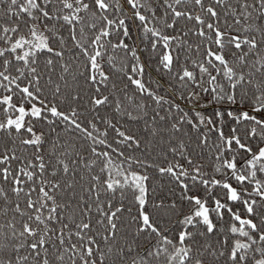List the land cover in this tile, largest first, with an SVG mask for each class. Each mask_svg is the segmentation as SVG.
Segmentation results:
<instances>
[{
	"label": "snow or ice",
	"instance_id": "1",
	"mask_svg": "<svg viewBox=\"0 0 264 264\" xmlns=\"http://www.w3.org/2000/svg\"><path fill=\"white\" fill-rule=\"evenodd\" d=\"M0 264H264V0H0Z\"/></svg>",
	"mask_w": 264,
	"mask_h": 264
}]
</instances>
